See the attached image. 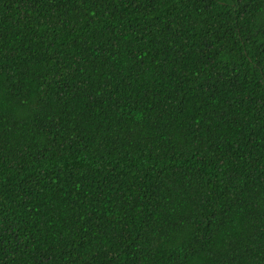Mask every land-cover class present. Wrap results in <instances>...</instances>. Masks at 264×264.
I'll list each match as a JSON object with an SVG mask.
<instances>
[{
    "label": "trees",
    "instance_id": "obj_1",
    "mask_svg": "<svg viewBox=\"0 0 264 264\" xmlns=\"http://www.w3.org/2000/svg\"><path fill=\"white\" fill-rule=\"evenodd\" d=\"M0 264H264V0H0Z\"/></svg>",
    "mask_w": 264,
    "mask_h": 264
}]
</instances>
